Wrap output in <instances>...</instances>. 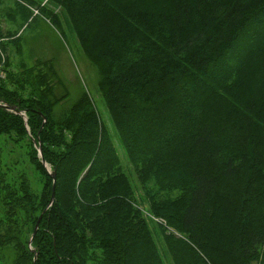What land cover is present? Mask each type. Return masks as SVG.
Returning <instances> with one entry per match:
<instances>
[{
  "label": "trees",
  "instance_id": "trees-1",
  "mask_svg": "<svg viewBox=\"0 0 264 264\" xmlns=\"http://www.w3.org/2000/svg\"><path fill=\"white\" fill-rule=\"evenodd\" d=\"M47 1L97 72L121 150L86 92L57 107L68 93L48 62L12 73L5 58L0 264L1 249L8 264L264 263V55L244 40L264 30V0Z\"/></svg>",
  "mask_w": 264,
  "mask_h": 264
},
{
  "label": "rangeland",
  "instance_id": "rangeland-1",
  "mask_svg": "<svg viewBox=\"0 0 264 264\" xmlns=\"http://www.w3.org/2000/svg\"><path fill=\"white\" fill-rule=\"evenodd\" d=\"M32 1L34 5H30L27 0H0V33L3 35V37L0 38V80H4V69L8 68L9 65L7 63H11L9 71L15 73V69L12 67L16 64L20 65L19 63L21 62L27 67L36 65L35 63L40 61L48 62L55 73V78H53L54 81L60 83L58 88L64 90V87L65 91L68 93L67 99L61 100L57 107L70 104L77 100L82 92H86L94 103L100 121L103 123L104 127H106L109 134L113 136V141L118 149L121 150L116 138L117 132L111 115L103 97L96 88L97 72L83 53L72 28L65 23L63 13L61 12L62 9L60 6L55 7L54 4L47 0ZM17 5H19L20 8ZM23 10L27 13V16L24 18L22 16ZM47 11H52L59 15L61 20L60 27L55 26L49 18H47ZM249 38L251 39L248 41ZM244 40L245 42L248 41L246 44L247 47L250 46V44L260 45L262 43L264 55V30H258L251 34L249 33ZM236 55L235 47L234 50L231 52L229 51L228 56L225 58L226 65L230 66V63L235 61L233 58H235ZM5 58H7V63L4 65ZM259 58L256 59L259 61ZM221 64L224 63L222 62L220 65ZM215 73L216 72L212 71V75ZM0 144L5 152L12 149L13 145L9 139L2 135H0ZM38 153H40L39 147ZM3 155L5 157L2 158V161L4 159L5 165L8 164L10 166V158H8L5 153H3ZM18 167L20 168L19 165ZM26 179H30L28 184L31 190L39 193L43 188L44 181L39 179L37 172L33 171L32 177L31 175H27ZM135 194L142 195V192L137 190ZM133 206L142 212L151 230H157L156 226L159 222L164 224L163 220L157 219V217L151 214L148 210L147 201L143 196L140 200L135 199ZM2 208L1 206L0 210H2ZM18 216L19 218H23L21 215ZM166 228L167 232L180 235L175 229L167 226ZM1 251L3 253V263L8 264L5 260L7 256L4 253V249H1ZM250 264L264 263H260L258 260H252Z\"/></svg>",
  "mask_w": 264,
  "mask_h": 264
},
{
  "label": "water",
  "instance_id": "water-1",
  "mask_svg": "<svg viewBox=\"0 0 264 264\" xmlns=\"http://www.w3.org/2000/svg\"><path fill=\"white\" fill-rule=\"evenodd\" d=\"M40 156H41V152H40ZM42 163H43V165H45L44 162H43V160H42ZM50 176L52 177V180H53V182H54V181H55V173H54V172L51 173ZM53 198H54V183H53V186H52V191H51V195H50V199H49V203H48V205L51 204ZM40 218H41V215L38 216V219H37V221H36V223H35V226H34V229H33L32 235L36 232L37 225H38V222H39Z\"/></svg>",
  "mask_w": 264,
  "mask_h": 264
},
{
  "label": "bare ground",
  "instance_id": "bare-ground-1",
  "mask_svg": "<svg viewBox=\"0 0 264 264\" xmlns=\"http://www.w3.org/2000/svg\"><path fill=\"white\" fill-rule=\"evenodd\" d=\"M5 109H6V110H9V111L17 112V110H15L14 107H13V106H10V105H7V106L5 107ZM19 113L22 115L24 121H26V116H25L24 111L21 110V111H19ZM39 154H40V153H39Z\"/></svg>",
  "mask_w": 264,
  "mask_h": 264
}]
</instances>
